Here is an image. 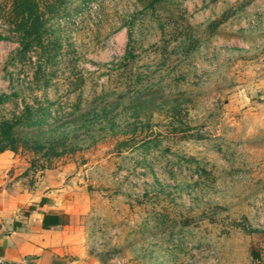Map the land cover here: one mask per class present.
<instances>
[{
  "label": "rangeland",
  "instance_id": "rangeland-1",
  "mask_svg": "<svg viewBox=\"0 0 264 264\" xmlns=\"http://www.w3.org/2000/svg\"><path fill=\"white\" fill-rule=\"evenodd\" d=\"M35 1L38 39L0 12L2 187L76 177L96 264H264V0Z\"/></svg>",
  "mask_w": 264,
  "mask_h": 264
},
{
  "label": "crops",
  "instance_id": "crops-1",
  "mask_svg": "<svg viewBox=\"0 0 264 264\" xmlns=\"http://www.w3.org/2000/svg\"><path fill=\"white\" fill-rule=\"evenodd\" d=\"M11 165L9 153H1L0 264H96L86 255L79 226L89 208L85 187L61 169L13 195L1 181Z\"/></svg>",
  "mask_w": 264,
  "mask_h": 264
},
{
  "label": "trees",
  "instance_id": "trees-1",
  "mask_svg": "<svg viewBox=\"0 0 264 264\" xmlns=\"http://www.w3.org/2000/svg\"><path fill=\"white\" fill-rule=\"evenodd\" d=\"M37 2L35 0H4V5H0V12H3L8 31L15 32L22 39L34 36L38 39L41 35V21L37 16ZM6 10V11H4ZM8 32L7 30H5ZM4 31L0 30V41L5 40ZM30 45V44H29ZM28 44L26 46H29ZM1 102V98H0ZM31 123L29 126H32ZM15 124L3 122L0 124V153L8 148L6 143L11 138V129ZM256 258V256H255Z\"/></svg>",
  "mask_w": 264,
  "mask_h": 264
}]
</instances>
